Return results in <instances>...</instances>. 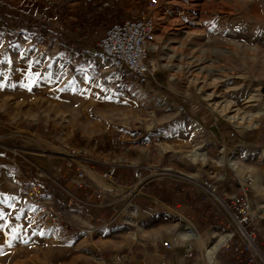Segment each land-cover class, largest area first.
<instances>
[{
    "label": "rangeland",
    "instance_id": "obj_1",
    "mask_svg": "<svg viewBox=\"0 0 264 264\" xmlns=\"http://www.w3.org/2000/svg\"><path fill=\"white\" fill-rule=\"evenodd\" d=\"M66 1L0 0L24 20L62 31V39L52 33L33 40L21 33L14 43L5 35L10 29L0 33V264H108L94 224L78 221L73 234L53 226L26 182L39 176L61 223L75 222L71 214L84 209L68 206L69 197L60 192L74 182L69 172L73 166L87 170L88 158L105 163L99 154L123 133L151 138L154 180L193 186L229 225L201 235L188 222L200 237V243L188 238L204 255L201 264H222V235L243 238L221 193H238L241 178L250 174L251 209L259 223L253 264H264V0H158L154 10L149 0H105L121 11V21L147 12L154 19L150 58L157 69L145 84L101 61L95 44L106 28L86 44L69 22L59 21L54 5ZM100 5L96 11L102 13ZM178 105L188 110L187 121L178 116ZM231 106L243 112V121L220 111ZM70 156L75 163L68 168ZM101 173L89 172L91 190L104 195L101 208L110 212L123 187L114 191ZM200 178L215 187L218 199L199 187ZM84 250L91 260L84 259ZM121 253L112 264L136 257L131 242Z\"/></svg>",
    "mask_w": 264,
    "mask_h": 264
},
{
    "label": "crops",
    "instance_id": "obj_2",
    "mask_svg": "<svg viewBox=\"0 0 264 264\" xmlns=\"http://www.w3.org/2000/svg\"><path fill=\"white\" fill-rule=\"evenodd\" d=\"M80 9L79 0H68L65 4L56 2L54 5L59 21L62 22V19H65L73 28L77 26ZM58 31L62 32L60 29ZM82 61V59H78L79 63ZM144 139L150 140L151 138H142L140 133H123L115 141V144L110 145L107 153L99 154L105 163L100 165L90 158L85 159L88 163L85 166L87 170L81 169L85 175L83 182L92 183L89 172L90 174L94 171L102 172L107 162H114L117 164L115 179L118 183L121 186L132 184L134 167L140 164L143 165L141 167H148L154 163L155 154H151L148 146L140 145V141ZM76 168L77 166H73L69 173H73ZM64 173L67 174L66 171ZM73 184L74 182H69V186L60 191L69 197L68 206L72 202L78 205L79 202H84L87 198L88 209L79 205L84 210L81 213L76 210L74 215L71 214L75 222L68 220L61 223L60 227L65 232L73 234L78 221L87 225L93 223L94 231L98 233L97 242L100 243L108 264H112V259L118 258V256L123 257L122 249L130 242L136 257L129 259L128 264H201L200 255L203 254H200L198 244L191 242L188 238L192 237L198 243L201 242L191 224L201 235H204L210 228L220 230L229 228L212 203L207 201L210 199L209 197L195 193L193 186L178 180L162 178L149 181L141 187L137 196L119 200L110 212L102 210L104 208L97 205L94 198L95 192L91 190V186H76L72 190ZM199 187L202 188L200 185ZM42 193L45 196L43 189ZM236 193V188H224L221 196L225 202H229ZM58 196L59 194L55 197ZM81 197L84 198L83 201ZM167 199L170 201H166ZM79 214L81 215L78 216ZM101 224H105V229H100L97 226ZM134 226H139V229L136 230L137 238L132 234ZM216 233L219 234V232ZM162 242H167L168 248L162 246ZM88 253L87 250H84L83 257L86 260H91ZM129 253H132L131 247ZM247 259L248 254L246 253L238 259L226 251L221 260L222 264H246ZM85 264L96 263L91 260Z\"/></svg>",
    "mask_w": 264,
    "mask_h": 264
},
{
    "label": "built area",
    "instance_id": "obj_3",
    "mask_svg": "<svg viewBox=\"0 0 264 264\" xmlns=\"http://www.w3.org/2000/svg\"><path fill=\"white\" fill-rule=\"evenodd\" d=\"M158 0H149L148 8L154 10L158 6ZM96 10L102 11V6L99 3L95 5ZM155 22L149 13L140 14L137 20H122L108 26L101 38L95 44L99 51L101 61L110 66L115 73L127 72L133 75L138 84H145L155 74L154 61L150 58V53L153 50L155 43ZM80 34V29L74 30V35ZM178 116L183 121L188 120V110L183 105L176 107ZM150 140L144 139L140 141L141 146H149ZM71 163L67 165L71 168L75 161L71 157ZM76 165V164H75ZM117 164L114 162H107L104 170L101 173V178L109 185L112 186L114 191L115 187H121L115 179ZM133 182L128 186H122L118 189L119 196L115 202L131 196H137L142 186L147 182L154 180V173L149 167L136 166L132 170ZM74 184L77 187L91 186V183L82 181L83 171L81 168L74 170ZM198 184L204 188L211 198H217L214 194L215 187L212 186L207 180L199 179ZM252 184V177L246 174L241 178L238 193L229 201L223 203L224 209L228 210L238 224L239 233L243 237L238 239V234H228L226 240L222 243L219 250L222 255L224 252H230L235 258L240 259L242 255L247 252L248 259L246 264H253L254 250L259 251L255 242L256 235L259 233L258 218L253 214L250 203V186ZM40 177L36 176L30 178L26 182L27 191L32 200L41 207L45 212L47 220L53 225L58 226L61 224L62 219L58 216L55 207L43 195L41 188ZM94 197L98 200V206H102L104 195L95 193ZM218 199V198H217ZM87 198L84 202L78 204L88 209ZM114 201L112 203H115ZM249 240H247V238ZM164 247L168 248V243L163 242Z\"/></svg>",
    "mask_w": 264,
    "mask_h": 264
},
{
    "label": "trees",
    "instance_id": "obj_4",
    "mask_svg": "<svg viewBox=\"0 0 264 264\" xmlns=\"http://www.w3.org/2000/svg\"><path fill=\"white\" fill-rule=\"evenodd\" d=\"M79 1L81 9L78 17V25L74 28V30L76 28L80 29L79 36L86 44V40L90 38L92 34H95L97 29H105L111 24L121 21V11L114 5H110L109 3L107 4L105 0ZM96 2L104 5V12L100 13L96 11ZM60 3L61 2H59V4ZM6 29L11 30L5 34L10 43L16 42L18 35L21 33L33 40L38 38H49L52 33H54L55 37H60L62 39L59 32L51 31L42 23L32 24L24 20V16H22V14L11 12L8 7L0 2V33ZM166 201L169 202L170 200L167 199ZM245 253L247 254V252Z\"/></svg>",
    "mask_w": 264,
    "mask_h": 264
},
{
    "label": "bare ground",
    "instance_id": "obj_5",
    "mask_svg": "<svg viewBox=\"0 0 264 264\" xmlns=\"http://www.w3.org/2000/svg\"><path fill=\"white\" fill-rule=\"evenodd\" d=\"M157 66L154 64V68H156ZM157 69V68H156ZM216 105V104H215ZM225 106V105H224ZM220 111L221 112H223V113H230V112H232V113H234L232 116H230L229 118L230 119H235V120H239V121H243L244 119H245V117H244V115H242L243 114V112H241L239 109H237V108H233V106H231L230 108H222L221 107V109H220ZM228 237V235H226L225 236V238H224V240L222 241V243L226 240V238ZM247 238V240H249V238L248 237H246ZM222 243H220L221 245H222Z\"/></svg>",
    "mask_w": 264,
    "mask_h": 264
},
{
    "label": "snow or ice",
    "instance_id": "obj_6",
    "mask_svg": "<svg viewBox=\"0 0 264 264\" xmlns=\"http://www.w3.org/2000/svg\"><path fill=\"white\" fill-rule=\"evenodd\" d=\"M0 218H2V216H0Z\"/></svg>",
    "mask_w": 264,
    "mask_h": 264
}]
</instances>
